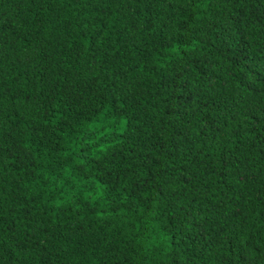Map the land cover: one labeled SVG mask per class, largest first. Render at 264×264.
<instances>
[{
  "label": "trees",
  "instance_id": "1",
  "mask_svg": "<svg viewBox=\"0 0 264 264\" xmlns=\"http://www.w3.org/2000/svg\"><path fill=\"white\" fill-rule=\"evenodd\" d=\"M0 264H264V0H0Z\"/></svg>",
  "mask_w": 264,
  "mask_h": 264
}]
</instances>
